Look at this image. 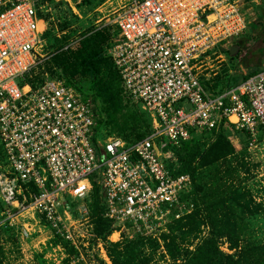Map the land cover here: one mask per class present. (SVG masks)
<instances>
[{"label":"built area","instance_id":"2783aa9c","mask_svg":"<svg viewBox=\"0 0 264 264\" xmlns=\"http://www.w3.org/2000/svg\"><path fill=\"white\" fill-rule=\"evenodd\" d=\"M108 24L117 30L109 53L123 87L150 118V132L133 142L117 135L94 138L92 104L63 80L45 74L35 88L21 83L48 58L42 37L47 23L34 0H0V141L6 160L0 171V250L2 229L14 228L20 239L29 235L28 223L19 222L29 213L49 222L82 257L66 199L88 197L93 181L100 185L105 216L118 226L111 241H120L123 230L148 234L166 224L173 204L176 218L189 212L192 204L180 202L179 194L189 189L191 177L172 175L165 161L176 160L169 145L189 139L191 129L212 130L224 121L232 135L235 129L250 132L249 148L264 149V136L257 143L258 128L264 133V62L258 73L219 94L208 91L199 74L212 48L245 30L237 0H128ZM97 246L107 257L104 244Z\"/></svg>","mask_w":264,"mask_h":264},{"label":"trees","instance_id":"16d2710c","mask_svg":"<svg viewBox=\"0 0 264 264\" xmlns=\"http://www.w3.org/2000/svg\"><path fill=\"white\" fill-rule=\"evenodd\" d=\"M45 1L41 0V3ZM34 5L37 14L47 23L42 37L45 39L48 58L38 65V71L36 68L32 70L31 75L27 74L21 83H30L35 88L44 81L46 75L48 76L47 73L55 75L58 70V77H54L74 87L92 104L96 121L94 138L103 133L104 137L116 134L127 142L145 137L150 132L149 115L125 91L118 69L109 53L117 34L116 27L90 25L77 36L76 30L71 28V21L63 19L57 24L52 22L51 24L48 14L38 10L39 2L34 0ZM244 33L245 36L242 37ZM73 40L75 44L71 46ZM250 43L254 50L249 53H260V59L250 64H242L241 55L245 53V48ZM218 45L228 46L222 50L230 62L232 72L226 81L201 78L204 87L212 94L222 93L262 69L263 7H257L256 18L252 21L247 20L246 28L241 35L232 38L230 43L220 42ZM232 45L238 47L236 53L230 52ZM240 64L246 69L245 72L241 71ZM75 80L81 85L76 84ZM84 86L88 87V91L84 90ZM224 125L222 121L216 129L200 131L191 129L189 139L177 145H169L176 157L175 161H165L171 174L176 176L187 173L191 177L189 189L179 194V200L187 206L190 204L192 206H188L189 212L176 218L174 215L178 211V206L173 204L166 223L169 232L162 233L159 238L132 232L130 237L123 233L120 241L109 240L108 236L118 226L114 225L113 219L105 216L106 206L103 203L100 185L92 182L88 196L89 219L95 237L104 242L111 264H150L152 254L161 246V240L169 257L175 262L178 261V264H264V207L262 203L255 202L249 188L242 185L240 180L234 183V176H238L240 172L248 174L250 171L246 160V157L250 156V150L256 152L259 149L249 148L251 136L248 130L235 129L234 134L241 143L238 150L230 140L232 132ZM102 129L106 132H101ZM206 132L208 136L205 135ZM263 136L264 133L259 127L257 143L260 145ZM0 146L6 164L1 141ZM29 186L36 190L34 185ZM66 200L71 210L74 203L70 199ZM0 207L1 211L4 208L2 201ZM201 226L207 227L206 235L192 248L180 247L177 239L183 241L192 233L196 236L201 231ZM11 229L2 230L6 232ZM257 231H261L260 236L256 235ZM54 233L57 241L67 251L68 257L79 255L78 249L69 240L64 239L55 230ZM223 240L228 244L227 247L233 250L232 253L224 252L220 248ZM145 245L150 247L149 253L144 250ZM68 257L65 262H68ZM99 264L109 263L100 258Z\"/></svg>","mask_w":264,"mask_h":264},{"label":"rangeland","instance_id":"374dc122","mask_svg":"<svg viewBox=\"0 0 264 264\" xmlns=\"http://www.w3.org/2000/svg\"><path fill=\"white\" fill-rule=\"evenodd\" d=\"M36 1L40 4L38 10L43 14H48L50 23L57 24L59 21L61 22V20L67 19L72 22L71 28L75 29L77 36H79V32L90 25L96 27L109 25L108 20L112 18L114 12L121 8L128 0H46L43 3H41V0ZM237 4L248 21H252L256 18L257 7H263L264 12L263 0H237ZM243 36H245V33L242 37ZM74 41L75 40L71 43V46L75 44ZM251 46L252 44L250 43L248 47L245 48V53L243 52L241 55L242 64H250L260 59V53H249V51L254 50ZM222 47L218 45V47L212 48L208 52V57L202 58L200 62V78L206 80L215 78L222 81L227 80L229 74L232 72V67L222 50L228 48V46L222 45ZM237 51L238 47L234 53ZM242 64H240V69L242 72H245L246 69L241 67ZM38 69L39 66L36 67V71H38ZM47 74L50 78H56L54 76L58 77L59 73L58 70H56L55 75ZM75 82L81 85L78 80H75ZM84 90L88 91V87L84 86ZM104 131L106 132V130L102 129L101 132ZM103 135L99 134L98 138H104ZM205 135L208 136V133L206 132ZM230 140L238 150L241 148V143L237 136L231 134ZM246 160L250 171L248 174L240 172L238 176H234V183L240 180L242 185L249 188L254 196L255 202L262 203L264 207V149L256 152L250 150V156L248 155ZM4 168H6V164L3 160L0 146V171H3ZM222 170H224L223 167L221 171ZM89 198L90 197H85L84 199L73 200L72 202L74 204L70 210L71 220H74L73 229L76 236L75 240L82 253V257H77L78 255L75 257H68L67 251L62 244L57 241L51 224L42 217L32 219L28 213L24 218L19 219V222L25 221L28 223L30 233L27 237L20 239L18 232H16L14 228L10 231L3 232L4 247L0 251V264H99V259L102 257L100 256L97 244L98 242L104 244V242L95 237L92 230V223L89 219V213L83 210L79 211L81 206L88 210ZM20 226V223H17V227L20 228ZM123 232L128 236L131 235L130 229L123 230ZM148 232L149 233L145 236H157V238H159L162 233H168L169 228L164 224L159 228L156 227L151 231L148 230ZM206 233L207 227L201 226V231L197 233L196 236L192 233L186 236L183 241H180V238H178L177 242H180V247L189 246V248H192L200 238L206 235ZM256 235L260 236L261 231H257ZM117 236L118 233H114L111 240L117 238ZM160 245L161 246L156 252L152 254L150 264H178V261L175 262L169 257L162 240L160 241ZM227 246L228 244L224 240L221 241L220 248L224 252L232 253L233 250L229 249ZM144 250L149 253L150 247L145 245ZM67 257L69 258L68 262H65ZM103 258H106L108 263L111 264L108 256Z\"/></svg>","mask_w":264,"mask_h":264},{"label":"water","instance_id":"95a60500","mask_svg":"<svg viewBox=\"0 0 264 264\" xmlns=\"http://www.w3.org/2000/svg\"><path fill=\"white\" fill-rule=\"evenodd\" d=\"M236 49H237L236 46H231V47H230V52H231V53H234V51H235Z\"/></svg>","mask_w":264,"mask_h":264}]
</instances>
